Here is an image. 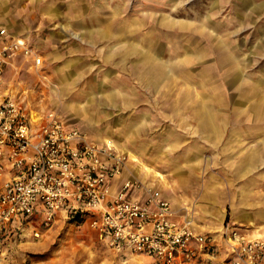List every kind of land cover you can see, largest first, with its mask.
<instances>
[{
  "label": "rangeland",
  "instance_id": "obj_1",
  "mask_svg": "<svg viewBox=\"0 0 264 264\" xmlns=\"http://www.w3.org/2000/svg\"><path fill=\"white\" fill-rule=\"evenodd\" d=\"M0 22L42 60L16 54L1 93L111 142L116 184L156 190L176 220L211 230L215 260L198 264L228 261L230 230H264V0H0ZM89 221L61 215L0 264H161L117 255Z\"/></svg>",
  "mask_w": 264,
  "mask_h": 264
},
{
  "label": "built area",
  "instance_id": "obj_2",
  "mask_svg": "<svg viewBox=\"0 0 264 264\" xmlns=\"http://www.w3.org/2000/svg\"><path fill=\"white\" fill-rule=\"evenodd\" d=\"M18 53L41 57L26 37L0 25V252L25 236L40 237L59 216H86L105 245L142 254L161 264H189L213 253L214 242L188 220H176L168 201L151 190L143 198L127 191L140 187L115 177L124 162L111 142L96 143L53 112L31 113L1 93L4 67ZM228 264H264V238L226 235Z\"/></svg>",
  "mask_w": 264,
  "mask_h": 264
},
{
  "label": "crops",
  "instance_id": "obj_3",
  "mask_svg": "<svg viewBox=\"0 0 264 264\" xmlns=\"http://www.w3.org/2000/svg\"><path fill=\"white\" fill-rule=\"evenodd\" d=\"M0 25H3L7 28V26L0 22ZM8 29V28H7ZM9 33L13 34V35H20V34H15L13 32H11L9 29H8ZM19 55H22V54H19ZM153 57V56H152ZM145 58V56L143 57V59ZM28 59V58H27ZM153 59V58H152ZM42 65V64H41ZM5 68V67H4ZM170 70V69H169ZM201 110L198 112V120L199 122L201 123V126H204L207 128V127H210V131H212L213 128H215V124H214V119L212 118V115L211 116H207L206 115V110H207V107L203 104V106L200 108ZM67 126H72L68 123H66ZM213 132H218V129H214ZM111 141V139L109 140ZM141 168H142V165H140L137 170H136V173H138L139 171H141ZM125 170H123L122 172V176H128V173L124 172ZM118 184H116V182L114 183V186L116 187ZM127 193L130 195V196H133L135 198H139L137 196L134 195V190L132 188H129V190L127 191ZM172 208L174 211L177 212V209H176V205H174V203H172ZM198 232H202L204 233L203 231H211V230H196ZM237 232H239V234L243 235L244 237H249V238H257V237H262L264 238V230H236ZM206 234L209 239H211L214 244L216 245L215 241L213 240V237L211 234L209 233H204ZM112 250V249H111ZM114 251V250H113ZM117 255H120L121 257H127L126 259H128L129 257L133 256V255H142V254H126V256H124L123 252H119L117 250L114 251ZM143 256H146V255H143ZM149 257V256H148ZM151 258V257H150ZM214 258V254L213 253H203L201 254L196 260H194L193 262L189 263V264H198V263H202V262H208V261H214L215 259ZM213 259V260H212ZM153 260V259H152ZM176 264H185V263H176ZM225 264H228V261L225 263Z\"/></svg>",
  "mask_w": 264,
  "mask_h": 264
},
{
  "label": "bare ground",
  "instance_id": "obj_4",
  "mask_svg": "<svg viewBox=\"0 0 264 264\" xmlns=\"http://www.w3.org/2000/svg\"><path fill=\"white\" fill-rule=\"evenodd\" d=\"M125 169V168H124ZM174 211V210H173ZM174 214H176V211H174Z\"/></svg>",
  "mask_w": 264,
  "mask_h": 264
}]
</instances>
